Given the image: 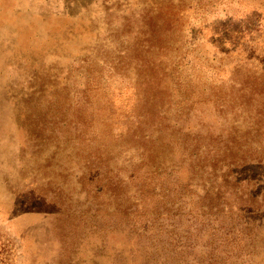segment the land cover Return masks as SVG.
I'll return each mask as SVG.
<instances>
[{"label":"rangeland","instance_id":"374dc122","mask_svg":"<svg viewBox=\"0 0 264 264\" xmlns=\"http://www.w3.org/2000/svg\"><path fill=\"white\" fill-rule=\"evenodd\" d=\"M0 264H264V0H0Z\"/></svg>","mask_w":264,"mask_h":264}]
</instances>
